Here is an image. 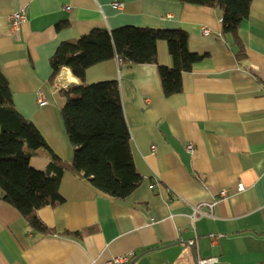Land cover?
<instances>
[{"label":"crops","instance_id":"0c3cea01","mask_svg":"<svg viewBox=\"0 0 264 264\" xmlns=\"http://www.w3.org/2000/svg\"><path fill=\"white\" fill-rule=\"evenodd\" d=\"M23 7L25 19L10 28L9 16ZM62 20L68 25L57 30ZM122 25L188 33L189 50L202 58L182 74L180 92L163 95L155 64L116 58L89 67L83 81L65 66L51 77L60 42ZM237 40L223 32L218 9L177 0H0V68L18 111L70 162L76 146L63 125L59 89L118 80L141 175L131 194L114 198L64 170L63 202L37 210L53 234L38 236L0 200V264H103L129 253L141 254L132 264H264V0H251ZM156 49L158 63L170 66L166 42ZM49 161L42 148L31 152L32 167ZM210 233L222 236L212 241Z\"/></svg>","mask_w":264,"mask_h":264},{"label":"trees","instance_id":"16d2710c","mask_svg":"<svg viewBox=\"0 0 264 264\" xmlns=\"http://www.w3.org/2000/svg\"><path fill=\"white\" fill-rule=\"evenodd\" d=\"M181 4L216 8L222 30L236 39L240 23L248 16L251 0H177ZM68 25L56 23L57 30ZM167 44L170 66L158 63L156 45ZM156 65L164 96L181 91V77L202 55L188 48V33L181 28L122 25L111 30L93 28L77 38L60 42L49 59L52 76L62 66L83 81L86 70L100 62ZM64 98L60 109L63 125L73 149L70 162L59 158L44 137L15 107L8 80L0 68V200L13 206L38 236L53 234L37 215L44 206L63 202L58 186L64 170L86 178L92 186L114 197L125 198L141 181L130 145L118 80L80 83L59 89ZM42 148L50 161L45 169L30 165L31 152ZM61 234L81 236L84 231Z\"/></svg>","mask_w":264,"mask_h":264},{"label":"built area","instance_id":"2783aa9c","mask_svg":"<svg viewBox=\"0 0 264 264\" xmlns=\"http://www.w3.org/2000/svg\"><path fill=\"white\" fill-rule=\"evenodd\" d=\"M113 7L116 8H120L122 6V3L120 2H114ZM26 16V8L23 7L21 9H19L18 11H16L15 13H13L12 15L9 16V22H10V28L12 29H18L19 25L22 23V21L25 19ZM207 29H203V33H207ZM121 60L118 59V62H120ZM56 87H58L56 85ZM264 90V88H263ZM39 101H41V99H39ZM186 149L188 151H191L193 149L192 144H187ZM244 187L241 183H239L237 185V191H241L243 190ZM170 191V190H168ZM220 196H227L229 197V193L226 189H222L219 193ZM194 213H198V214H203L199 209H196V211ZM210 240L214 241L218 238H220L222 235L220 234H214V233H210L209 235ZM194 241H190L191 244H193ZM134 253H129L127 255H122V256H114L111 257L109 259H107L103 264H128L132 258H133ZM216 263V259L215 258H204V259H200L198 264H215Z\"/></svg>","mask_w":264,"mask_h":264},{"label":"water","instance_id":"95a60500","mask_svg":"<svg viewBox=\"0 0 264 264\" xmlns=\"http://www.w3.org/2000/svg\"><path fill=\"white\" fill-rule=\"evenodd\" d=\"M141 255V254H140ZM140 255H138L137 257H135L134 259H132L131 261H130V263H128V264H132Z\"/></svg>","mask_w":264,"mask_h":264}]
</instances>
